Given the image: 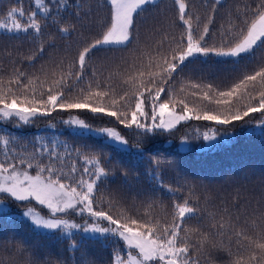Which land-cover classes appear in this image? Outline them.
I'll return each instance as SVG.
<instances>
[{
	"label": "snow or ice",
	"instance_id": "1",
	"mask_svg": "<svg viewBox=\"0 0 264 264\" xmlns=\"http://www.w3.org/2000/svg\"><path fill=\"white\" fill-rule=\"evenodd\" d=\"M32 3L34 7L27 12L19 5L9 8L0 19V32L40 42L24 57L34 68L32 62L45 52L49 22L68 39L77 31L73 18L83 25L91 9L86 11L82 0ZM105 4L108 14L98 34L80 43L72 59H53L51 67L41 65L39 73L14 66L7 77L0 75V125L11 123L20 128L66 113L61 123L77 130L75 135L103 137L118 151L130 150L121 129L147 137L171 133L189 121L225 126V135L227 126L238 122L264 128V57L255 58L256 50H264V0H239L225 10L218 26L224 0H201L203 11L191 6L190 0H173L172 23L161 25L149 42L137 48H133L138 41L136 20L149 6H158V0H105ZM173 27L180 29L178 35ZM47 39L54 47L55 37L49 33ZM130 49L133 54L120 57L119 63L91 64L100 50ZM210 56L237 64L248 58L251 67L245 65L224 87L181 78L196 58ZM82 113L107 117L109 125L115 126H94ZM50 127L55 129L54 124ZM196 132L210 143L223 139L218 128ZM189 139L181 137V145ZM0 154V214L9 211L5 198L23 205L22 216L34 229L67 239L71 253L79 251L77 235L81 246L85 238L99 236L114 237L120 244L119 250L113 249L110 264H216L213 252L226 254L223 264H264V212L241 219L239 212L225 209L202 217L201 195L194 187L165 184L154 171L155 185L144 202L148 210L114 215L112 200L99 191V185L112 174L100 152L84 154L59 138L49 142L41 135L22 141L0 131ZM137 155L144 153L138 149ZM78 161L82 166L78 167ZM155 164L158 168L160 161ZM122 174L127 176V171ZM161 192L172 200L170 211H164L163 201L157 205ZM181 192L185 195L178 197ZM156 208L159 212L153 211ZM192 220L199 223L190 226ZM22 264L39 261L28 259ZM80 264L91 261L81 258Z\"/></svg>",
	"mask_w": 264,
	"mask_h": 264
},
{
	"label": "trees",
	"instance_id": "2",
	"mask_svg": "<svg viewBox=\"0 0 264 264\" xmlns=\"http://www.w3.org/2000/svg\"><path fill=\"white\" fill-rule=\"evenodd\" d=\"M238 2L239 0H224V8L219 10L216 26L223 22L225 10L233 8ZM82 3L86 11L91 9V14L85 18L83 25L73 18L72 22L77 25V31L71 38H62L56 25L49 22L50 26L45 29L43 40L45 52L41 54L42 59L41 56H37L36 61L32 62L35 64L34 68L29 67V61L24 57L33 53L40 42L23 36L14 39L0 32V75L7 77L14 66L28 73H39L41 65L51 67L50 61L53 59H72L80 43L98 34L100 25L108 14L105 0H82ZM18 5L26 12L34 7L32 0H0V19L4 18L9 8ZM190 5L203 11L201 0H190ZM174 16L173 0H158V6H149L136 20L135 35L138 41L133 48L149 42L155 30L161 25L171 24ZM172 31L178 35L180 29L173 27ZM49 33L55 37L54 47L50 46L51 42L47 39ZM132 54L131 49L126 52L100 50L93 57L91 64L93 67L111 66L114 61L119 63L120 57H129ZM261 57H264V50H256V61ZM245 65L251 67L248 58L237 64L214 56L198 57L181 73V78L194 82H211L224 87L231 83L232 78L238 75ZM82 115L94 126H115L109 125L107 117L97 118L88 113ZM66 116V113H58L54 114V118H40L31 126L17 128L11 123H5L0 125V128L21 138L22 141L43 135L47 140L59 138L69 147L78 148L84 154H88L89 151L100 152L104 166L111 169L112 174L99 185V191L106 199L112 200L115 205L114 215L124 211L148 210L144 202L148 199L146 194L150 193L155 185V181L151 179L154 171L165 184L174 187L177 185L194 187L201 195L199 203L202 217H205L207 212L219 214L225 209L232 214L239 212L241 219L264 212V128H254L243 122L227 126V132H235L232 140L228 143L219 142L203 151L197 150L205 141L198 136L196 130L203 132L209 127H214L218 128L221 134L225 133V126L212 122L189 121L186 124L182 123L171 133L157 132L147 137H137L132 130L121 129L122 134L128 139L130 150L118 151L110 142L101 138L87 134L78 136L63 128L61 119ZM52 124L55 125V129L50 127ZM248 129L252 130L247 132ZM184 136L190 138L189 148L180 150L178 147L181 144V137ZM138 149L144 153L143 156L137 155ZM73 158L75 159V154ZM156 160L160 161L158 168ZM80 166L81 162L78 161V167ZM125 170L127 176L122 174ZM177 195L182 197L185 193ZM161 201L165 205L164 211H170L168 206L172 200L167 193H159L157 205ZM4 203L9 211L7 214H0V264H22L28 259L39 261V264H80L81 258L90 260L91 264H110L113 249L120 248L114 237L85 238L81 246L79 245L81 237L77 235L79 251L71 253L68 251L70 242L67 239H59L56 234L50 232H38L22 218L20 215L26 210L23 205L7 198L4 199ZM153 211L159 212V209ZM73 218L80 222L79 218ZM198 223V220H192L190 226ZM204 225L208 226L207 219L204 220ZM212 256L216 264H223L227 259L223 252H213Z\"/></svg>",
	"mask_w": 264,
	"mask_h": 264
},
{
	"label": "rangeland",
	"instance_id": "3",
	"mask_svg": "<svg viewBox=\"0 0 264 264\" xmlns=\"http://www.w3.org/2000/svg\"><path fill=\"white\" fill-rule=\"evenodd\" d=\"M64 125V124H63ZM63 128H65V129H69L66 125H64V127ZM70 131H72V132H76L77 130H75V129H69ZM252 129H248L247 130V132H250ZM0 131H4L5 132V130L4 129H1L0 128ZM94 136V135H93ZM221 136L223 137V139H218L217 141H215V142H208V141H205V143L203 144V145H200V146H198L197 147V150L198 151H203V150H207V149H209V148H211V147H213L214 145H216L217 143H219V142H223V143H228V142H230L231 140H232V138L235 136V132H227V135H225V133H221ZM95 137H98V138H101V139H103V140H105L103 137H99V136H95ZM54 138H50V139H48V141L49 142H51L52 140H53ZM106 141V140H105ZM227 141V142H226ZM108 142V141H107ZM129 147V146H128ZM180 150L182 149V148H186V149H188L189 148V146H188V144L187 145H179V147H178ZM24 211H26V210H24ZM23 211V212H24ZM22 212V213H23ZM22 213H21V217L22 218H24L25 220H27L29 223H30V221L27 219V218H25V217H23L22 216ZM80 222H82V221H80ZM31 224V223H30ZM41 232H48V231H44V230H41ZM80 237V236H79ZM97 237H99V236H97Z\"/></svg>",
	"mask_w": 264,
	"mask_h": 264
}]
</instances>
